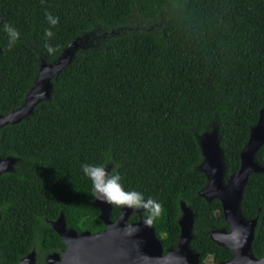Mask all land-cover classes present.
Instances as JSON below:
<instances>
[{
    "label": "trees",
    "instance_id": "1",
    "mask_svg": "<svg viewBox=\"0 0 264 264\" xmlns=\"http://www.w3.org/2000/svg\"><path fill=\"white\" fill-rule=\"evenodd\" d=\"M46 13L59 18L56 26ZM135 14L160 25L127 31ZM5 23L20 33L11 48ZM72 40L80 46L50 79L49 98L0 127V157L15 158L0 173V263L14 264L32 244L61 248L48 224L60 211L76 232L103 227L91 198L75 189L92 184L83 164H108L125 191L162 206L156 217L164 219L151 223L162 252L174 245L183 201L194 215L189 246L199 264L229 259L209 237L228 228L220 202L197 193L206 179L196 136L215 127L225 175L237 170L264 107V0H0V113L21 103L39 56L52 62ZM255 160L264 166V142ZM109 205L114 220L120 206ZM239 209L256 217L250 252L260 257L264 171L248 175Z\"/></svg>",
    "mask_w": 264,
    "mask_h": 264
},
{
    "label": "water",
    "instance_id": "2",
    "mask_svg": "<svg viewBox=\"0 0 264 264\" xmlns=\"http://www.w3.org/2000/svg\"><path fill=\"white\" fill-rule=\"evenodd\" d=\"M74 43V40L67 43L52 62L39 58L32 84L23 95L21 103L6 113H0V127L19 122L31 113L36 104L49 98L50 79L70 61V47ZM263 110L264 107L259 110L258 118L249 128L247 140L239 151L237 170L227 175L226 181L217 129L205 130L196 136L200 153L197 168L206 179L197 193L205 200H219L223 219L229 227L228 230L215 228L209 231L213 242L231 252L230 258L222 264H264V254L255 257L250 252L256 217L246 219L239 209L248 175L264 171V166L255 160L256 151L264 142ZM14 160L12 156L0 157V173L9 171ZM91 204L99 209L98 218L103 228L95 232L82 230L77 233L74 229L65 227L60 211L48 224L64 247L59 252L48 253L44 264H199L198 253L189 246L194 215L183 201L178 202V234L174 245L163 252L152 224L145 223L150 216H141L143 208L133 210L120 206L116 218L111 220L108 215L110 205L107 202L94 197ZM131 213H135L137 218L128 221ZM30 256L31 253L27 255ZM15 264L26 263L19 259Z\"/></svg>",
    "mask_w": 264,
    "mask_h": 264
},
{
    "label": "clouds",
    "instance_id": "3",
    "mask_svg": "<svg viewBox=\"0 0 264 264\" xmlns=\"http://www.w3.org/2000/svg\"><path fill=\"white\" fill-rule=\"evenodd\" d=\"M46 19L51 26H56L59 20L58 17H53L50 13H46ZM3 27L9 37L8 47L11 48L19 39L20 33L8 23H5ZM45 35L51 37L53 33L49 29L45 31ZM46 47L49 53L54 52L52 46L46 45ZM82 170L92 181L93 195L97 199L108 204L132 208L133 210L141 208L147 210L150 217L145 221L146 225H150L152 219L161 213L162 206L152 198L145 201L141 193L125 191L121 183V176L118 173H111L106 164H83Z\"/></svg>",
    "mask_w": 264,
    "mask_h": 264
},
{
    "label": "rangeland",
    "instance_id": "4",
    "mask_svg": "<svg viewBox=\"0 0 264 264\" xmlns=\"http://www.w3.org/2000/svg\"><path fill=\"white\" fill-rule=\"evenodd\" d=\"M157 19H152L150 22H147L145 19H143L142 17H140L137 14H135L133 16V18L130 19V21L128 23V29H126V30L127 31H131V30L151 29V28L156 29L160 25V19L159 18H157ZM79 46H80V44L75 42L74 45L72 47H70V51H73L74 48H77ZM39 58H41V57L39 56ZM212 128H215V127H211L210 129H212ZM209 130H206V131H209ZM14 163H15V160L12 163V166H11V168H10L9 171H12L13 170ZM106 165L109 167L108 164H106ZM227 177L228 176L224 175V181H226ZM75 189H76L77 193L80 194L81 196L89 197V198H91V200H93L94 197H95L93 195L92 184H91V182H89L87 180H84V181L79 182L76 185V188ZM160 215H161V213H160ZM163 219H164V216L155 217V220L156 221H161ZM204 264H212L210 262V258H206Z\"/></svg>",
    "mask_w": 264,
    "mask_h": 264
},
{
    "label": "flooded vegetation",
    "instance_id": "5",
    "mask_svg": "<svg viewBox=\"0 0 264 264\" xmlns=\"http://www.w3.org/2000/svg\"><path fill=\"white\" fill-rule=\"evenodd\" d=\"M132 214V213H131ZM130 214V215H131ZM129 215V216H130ZM141 216H142V213H141ZM129 218V217H128ZM136 218H137V216H136ZM128 220V219H127ZM227 225V224H226ZM227 227H228V225H227ZM103 228V227H102ZM101 228V229H102ZM220 228H224V227H220ZM100 229V230H101ZM215 229V228H214ZM225 230H228L229 229V227L226 229V228H224ZM97 231H99V230H97ZM91 232H95V231H91ZM77 233H79V232H77ZM61 241V240H60ZM62 242V241H61ZM63 244V243H62ZM64 247V244H63V246L61 247V248H59L57 251H49V252H43V251H41L40 249H38L34 244H32L31 245V248L24 254V255H22V256H20L17 260H16V262L19 260V259H23L24 260V262L26 263V264H44V262H45V257H46V255L48 254V253H52V252H59L62 248ZM31 253V255L32 256H30V257H27V255L28 254H30ZM15 262V263H16ZM14 263V264H15ZM223 263V261H221V262H219L218 264H222ZM1 264V263H0Z\"/></svg>",
    "mask_w": 264,
    "mask_h": 264
}]
</instances>
